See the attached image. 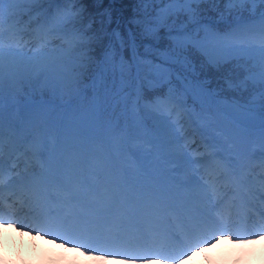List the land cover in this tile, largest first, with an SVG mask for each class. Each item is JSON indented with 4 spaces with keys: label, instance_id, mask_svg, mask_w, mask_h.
I'll return each mask as SVG.
<instances>
[{
    "label": "snow or ice",
    "instance_id": "snow-or-ice-1",
    "mask_svg": "<svg viewBox=\"0 0 264 264\" xmlns=\"http://www.w3.org/2000/svg\"><path fill=\"white\" fill-rule=\"evenodd\" d=\"M85 2L0 0V193L7 149L28 209L0 210L3 226L119 264H182L217 233L264 239V210L233 213L218 183L264 157V0H132L115 27ZM185 123L215 133L206 162L185 159Z\"/></svg>",
    "mask_w": 264,
    "mask_h": 264
},
{
    "label": "clouds",
    "instance_id": "clouds-1",
    "mask_svg": "<svg viewBox=\"0 0 264 264\" xmlns=\"http://www.w3.org/2000/svg\"><path fill=\"white\" fill-rule=\"evenodd\" d=\"M12 228L0 226V264H115L112 260H94L79 255L74 249L57 245L40 237H34L36 244L29 239L31 234L17 236ZM261 249L264 239L254 243L237 242L227 244L221 241L216 248L206 251L207 264H260ZM202 251H205L204 249ZM185 264V261L182 262ZM189 264H203L201 261Z\"/></svg>",
    "mask_w": 264,
    "mask_h": 264
},
{
    "label": "rangeland",
    "instance_id": "rangeland-1",
    "mask_svg": "<svg viewBox=\"0 0 264 264\" xmlns=\"http://www.w3.org/2000/svg\"><path fill=\"white\" fill-rule=\"evenodd\" d=\"M28 20V17L27 16H24L23 17V21H27ZM23 24L20 25V27H22ZM4 27L5 29H7L8 27V22L5 21L4 23ZM33 27H35V25H33ZM34 32H26L24 34V39L25 40H32L33 37H34ZM185 128H186V135H188V139L186 141H183V138L180 140V143L182 145H185V159H196V155L199 154V156L202 155L201 151H202V148H200V143L198 141H196L197 143H193L196 138L193 137V134L192 132L190 131L191 129H189V125L187 123H185ZM209 133H213L215 135V133L211 130H205ZM216 136V135H215ZM175 139V134L173 133L172 130L170 129H164L163 130V133L161 135L160 138H158L156 141H155V144H156V151H158L162 156H167V154L171 151L172 147H173V141ZM191 139V140H190ZM190 140V142L188 143V141ZM200 158V157H198ZM149 160V158H148ZM144 163H147L148 161H142ZM244 170H241V175H242V185L245 186V183L247 182V177L245 178V175H244ZM226 189V188H225ZM224 190V189H223ZM226 191V194L229 192V190H225ZM218 235L221 236L220 239L216 240L215 238L213 240H215V243H212V240H210L208 242L209 245H213V244H217L221 241H225L227 244H233L234 242L236 241H243V240H247V239H250V237H246V238H242V237H236L234 234L230 233V232H224L223 234H220L218 233ZM261 235H264V234H261ZM34 237H37L39 236L40 238H43V239H46V240H50V241H53V239L51 238H44L43 236H41L40 234H37L36 232H34L33 234ZM229 236H231V240L228 238ZM56 243H58V245H61V243L59 241H57ZM200 247H202L203 249L206 248L205 245L201 244ZM71 248V246H70ZM197 252L199 251H196L195 249L192 250V254H196ZM100 253H94V255H98ZM262 256V257H261ZM264 255L263 254H260V257L261 258H264L263 257ZM114 261V260H112ZM185 261V260H184ZM168 264H172V263H168Z\"/></svg>",
    "mask_w": 264,
    "mask_h": 264
},
{
    "label": "trees",
    "instance_id": "trees-1",
    "mask_svg": "<svg viewBox=\"0 0 264 264\" xmlns=\"http://www.w3.org/2000/svg\"><path fill=\"white\" fill-rule=\"evenodd\" d=\"M82 7L86 9V16L91 15L97 20L99 19V13L105 11L106 9L111 10L113 19L111 27H115L117 20L123 22L132 15L134 4L132 0H101V2L99 3L96 2V0H86L85 4L82 5ZM202 7L209 8L210 6L203 5ZM209 15L215 16V13L209 12ZM121 27L123 28V23Z\"/></svg>",
    "mask_w": 264,
    "mask_h": 264
},
{
    "label": "bare ground",
    "instance_id": "bare-ground-1",
    "mask_svg": "<svg viewBox=\"0 0 264 264\" xmlns=\"http://www.w3.org/2000/svg\"><path fill=\"white\" fill-rule=\"evenodd\" d=\"M241 170H244V167L242 166L239 171L237 172L236 174V180L239 182L241 181L242 183V175L240 174L241 173ZM247 183V182H246ZM225 190H228V189H224L223 192L226 193ZM238 194H240V196H242L244 199L247 198V195L244 194L242 191H239ZM17 236L18 237H21L23 238V234H21V232H17ZM57 244V243H56ZM219 243L217 244H213L214 247H211V248H216V246L218 245ZM58 245V244H57ZM210 248V247H209ZM209 248H206L209 249ZM202 251V252H198L196 253L195 256H192V257H189L188 259H185V264H189V262H195V261H201L203 262V264H207V261H206V257L208 256V252L207 251ZM260 254H263L264 255V249H261V252ZM262 257V256H261ZM260 256L258 257L260 259V262L262 263V261L264 262V258H261ZM264 257V256H263ZM115 264H119V261H116L114 260ZM168 264V263H167Z\"/></svg>",
    "mask_w": 264,
    "mask_h": 264
}]
</instances>
